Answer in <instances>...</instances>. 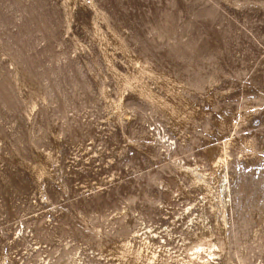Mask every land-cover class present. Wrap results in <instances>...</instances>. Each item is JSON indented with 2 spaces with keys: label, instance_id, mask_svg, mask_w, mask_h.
I'll use <instances>...</instances> for the list:
<instances>
[{
  "label": "rangeland",
  "instance_id": "1",
  "mask_svg": "<svg viewBox=\"0 0 264 264\" xmlns=\"http://www.w3.org/2000/svg\"><path fill=\"white\" fill-rule=\"evenodd\" d=\"M226 173V232L193 235ZM210 244L264 264V0H0V264H205Z\"/></svg>",
  "mask_w": 264,
  "mask_h": 264
},
{
  "label": "bare ground",
  "instance_id": "2",
  "mask_svg": "<svg viewBox=\"0 0 264 264\" xmlns=\"http://www.w3.org/2000/svg\"><path fill=\"white\" fill-rule=\"evenodd\" d=\"M158 130H160V128H158ZM166 137H165V139H166ZM167 144H169V143H167ZM224 180H226L225 183H224ZM222 186L225 189L224 197L220 198V199L216 198V204H215V206H213V212H215V214H216V221H214L215 223L209 222V216H208V213H207L205 208L199 209L198 210L199 213L197 214V216H196L195 212L190 213L188 210L184 212V214L186 213L187 215L190 213V215H188V221H187V226L189 228L188 231L196 232V230H199V232H200L199 234L194 233L193 235H196L198 237L201 236V237L209 238L210 237L209 236L210 230L216 232V230L218 229L217 228L218 225L223 229L224 232H226V228H225L226 224L222 225L219 222L221 221L222 216H225L230 211L231 189H230V184H229L228 173H226L224 178H222L221 187ZM190 210L192 211V209H190ZM194 218H196V219H194ZM145 225H144V227H145L144 229H141V230L139 229V231L137 232V237H139L140 238L139 240L143 243V248L146 247L148 252H152L154 259H156L158 256L157 249H158L159 245L161 244V241L162 240L166 241V239H165V236L163 235V232L158 233L157 231L153 230V228L151 226L149 227V226H147V225L145 226ZM166 236H172V235H171V233H167ZM217 250H220V246L218 244H210V247L208 249L198 248V254H205V253L208 254V259L205 262V264H217L216 263V260H217L216 256L218 255ZM40 257L42 258V256H40ZM37 258H39V257H37ZM36 261H37V259H36ZM46 261H44V263ZM29 262H32V261H29ZM55 262L59 263L58 261H55ZM27 263L28 262H26V264ZM34 263H35V261H34ZM28 264H31V263H28ZM62 264H88V263L84 260L83 256L81 254H79V252H76L74 254L69 255L66 258V260H62ZM230 264H235V263L231 262Z\"/></svg>",
  "mask_w": 264,
  "mask_h": 264
},
{
  "label": "built area",
  "instance_id": "3",
  "mask_svg": "<svg viewBox=\"0 0 264 264\" xmlns=\"http://www.w3.org/2000/svg\"><path fill=\"white\" fill-rule=\"evenodd\" d=\"M167 140H168L167 143H170V145H172V141H170L171 139H167ZM170 145H169V147H170Z\"/></svg>",
  "mask_w": 264,
  "mask_h": 264
}]
</instances>
